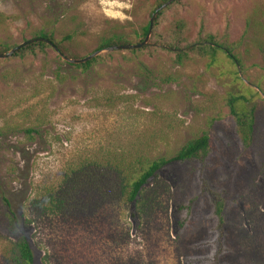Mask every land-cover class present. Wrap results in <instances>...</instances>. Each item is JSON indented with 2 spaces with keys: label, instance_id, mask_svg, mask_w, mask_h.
Returning <instances> with one entry per match:
<instances>
[{
  "label": "rangeland",
  "instance_id": "rangeland-1",
  "mask_svg": "<svg viewBox=\"0 0 264 264\" xmlns=\"http://www.w3.org/2000/svg\"><path fill=\"white\" fill-rule=\"evenodd\" d=\"M156 1L0 0V46L41 27L75 58L115 31L138 43ZM179 20L187 43L211 33L236 59L192 51L179 64L152 34L140 50H102L86 72L51 46L0 58V264L16 232L36 264H210L217 218L203 181L224 198L220 262L264 264V0H173L158 30ZM230 96L254 108L249 147ZM204 132L203 163L169 165L133 202L118 195V163L171 156Z\"/></svg>",
  "mask_w": 264,
  "mask_h": 264
},
{
  "label": "trees",
  "instance_id": "trees-1",
  "mask_svg": "<svg viewBox=\"0 0 264 264\" xmlns=\"http://www.w3.org/2000/svg\"><path fill=\"white\" fill-rule=\"evenodd\" d=\"M167 0H157L153 5V8L150 10L149 15L160 6L162 3ZM168 5L161 10H159L153 20L152 26V36L155 38V42L159 43V47L167 49L174 53V61L176 63H182L189 56V52L198 51V53H211L215 54L217 49H222L223 52L229 58H235L231 49L226 46L224 43H219L215 40V37L211 33L205 34L202 38L198 39L196 42L187 43L186 38L183 35V29L185 28V23L182 20H179L175 23L174 29L164 34L158 30L160 25V18L164 11L167 9ZM149 26V21L142 26L139 36V42L143 41L145 35L147 34ZM33 37H44L49 39L57 49L64 55L70 57H77L76 55L71 54L66 50L64 46L61 45L62 41H57L52 32L46 31L44 28H37L32 32ZM70 39V35H66L63 39ZM132 41L128 38V33L121 30L115 31L108 36H104L98 42L96 50H102L113 44H125L131 43ZM188 45V46H186ZM215 45V46H214ZM16 46V45H14ZM14 46H8L3 44L0 46V53L7 52L10 48ZM48 45L45 42H32L26 44L15 51L13 54L15 56H22L25 54L34 53L35 50L45 51L48 48ZM188 49V47H191ZM145 47V46H144ZM144 47L137 48L136 50L143 49ZM187 48V49H183ZM257 50L260 52L262 58L264 59V42L257 43ZM135 51V50H132ZM84 57V56H83ZM100 55L94 56L90 60L75 64L77 68H80L81 71H88L91 67L97 64ZM236 59V58H235ZM239 62V60H237ZM145 70V69H143ZM245 99L244 96H230L227 100V105L229 108L230 114L235 119L236 131L240 138V141L245 147H249L252 143L253 134L255 127L257 126V120L254 115V108L251 107L248 111H240L238 107V102ZM36 131V130H35ZM208 135L207 133H202L200 136L189 140L185 143L175 154L171 156H158L157 158L145 161H137L130 166L126 163H118L115 170L119 173H126V176L120 178L118 184V195L124 198L127 202H133L138 197L142 188L152 179H155L159 172L171 164H183L186 162L199 161L200 163L204 162V159L207 157L209 152L208 146ZM108 165V164H107ZM109 166L104 167L107 169ZM202 191L208 194L210 201L213 206V213L217 218V238H216V249L211 257L208 258L210 264H222L219 260L220 255L223 253V237H224V198L220 194L221 191H218L209 186L207 181H203ZM187 206L180 205L179 207L188 208ZM179 225H182V221L179 222ZM205 259L196 258L190 259L188 264H201ZM6 264H36L34 262V256L30 247V243L26 236L21 232H16L15 240L12 242L9 247Z\"/></svg>",
  "mask_w": 264,
  "mask_h": 264
},
{
  "label": "water",
  "instance_id": "water-1",
  "mask_svg": "<svg viewBox=\"0 0 264 264\" xmlns=\"http://www.w3.org/2000/svg\"><path fill=\"white\" fill-rule=\"evenodd\" d=\"M173 0H167L166 2L162 3L160 6H158L157 8H155V10L151 13L150 18H149V26H148V30H147V34L145 35L143 41L138 42V43H125V44H113L110 45L102 50L105 51H115V50H131V49H137L140 47H144L150 43H148V39L150 37L151 31H152V26H153V20L154 17L156 15V13L161 10L162 8L166 7L168 4H170ZM32 42H45L48 45L51 46V48L66 62L68 63H72V64H78V63H83L86 62L88 60H90L91 58H93L94 56H96L97 54H99L102 50H95L93 52H91L90 54L81 57V58H70L67 57L63 54H61V52L57 49V47L47 38L44 37H33V38H28L26 40H24L23 42L17 44L16 46L12 47L9 51L5 52V53H0V58H7L9 56H11L15 51H17L19 48H21L22 46L32 43ZM186 49V48H183Z\"/></svg>",
  "mask_w": 264,
  "mask_h": 264
},
{
  "label": "clouds",
  "instance_id": "clouds-1",
  "mask_svg": "<svg viewBox=\"0 0 264 264\" xmlns=\"http://www.w3.org/2000/svg\"><path fill=\"white\" fill-rule=\"evenodd\" d=\"M128 7H131V5L129 4Z\"/></svg>",
  "mask_w": 264,
  "mask_h": 264
}]
</instances>
